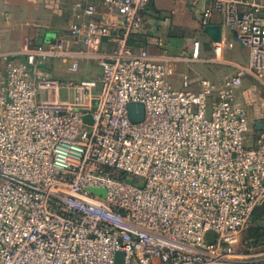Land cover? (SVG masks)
<instances>
[{
	"label": "built area",
	"instance_id": "2783aa9c",
	"mask_svg": "<svg viewBox=\"0 0 264 264\" xmlns=\"http://www.w3.org/2000/svg\"><path fill=\"white\" fill-rule=\"evenodd\" d=\"M153 1L102 0V19L76 5L72 36L92 54L114 45L95 78L46 77L40 65L78 73L81 57L30 36L25 61L0 69V264H264V131L247 142L237 103L247 73L264 78V0H189L203 29L220 14L249 51L247 68L196 89L171 84L180 59L130 44ZM212 46L219 59L233 44Z\"/></svg>",
	"mask_w": 264,
	"mask_h": 264
},
{
	"label": "crops",
	"instance_id": "0c3cea01",
	"mask_svg": "<svg viewBox=\"0 0 264 264\" xmlns=\"http://www.w3.org/2000/svg\"><path fill=\"white\" fill-rule=\"evenodd\" d=\"M78 3L83 6L95 5L97 19H102L106 14L102 0H0V69L10 61H25L26 57L22 52L24 38L30 36L35 44L44 48L59 41L63 42L66 50L81 57L80 74L87 75L83 79L94 78L95 68L99 67L101 70L98 57L111 53L114 45L105 40L100 51L92 54L79 39L72 36L70 27L75 20V13L77 11L83 13L82 9L76 11ZM82 20H86L84 15ZM212 25L223 26V17L215 14ZM201 29H203L201 11L193 7L189 0H154L145 13L142 31L132 36L130 44L136 51L147 50L156 59L164 57L180 59L176 64V75L170 80L177 89L182 87L184 77L191 80L192 89L198 87L201 79L221 84L227 75L233 74H229L228 69L218 65L220 63L212 52L213 42L210 37L209 43L201 49L199 59L194 61L213 62L218 66L208 69L207 78L192 76L185 71L184 63L192 59L193 53L190 35L199 33ZM223 40L232 43L238 50L242 47L235 41L234 33L225 27ZM245 52L248 55L249 51L246 48L243 53ZM233 55L236 59L234 61L237 62V54ZM39 69L46 77L52 79H55L54 74L67 71L60 60H49L40 65ZM244 82L245 79L243 84ZM242 86L238 89L237 96Z\"/></svg>",
	"mask_w": 264,
	"mask_h": 264
},
{
	"label": "rangeland",
	"instance_id": "374dc122",
	"mask_svg": "<svg viewBox=\"0 0 264 264\" xmlns=\"http://www.w3.org/2000/svg\"><path fill=\"white\" fill-rule=\"evenodd\" d=\"M191 44L192 50L194 47L195 42H200L201 49L209 43V36L204 33L203 29L200 30L197 34H191ZM212 52L214 53L213 46L211 44ZM240 52V53H239ZM244 47L242 46L240 50L234 47H228L221 57L218 59V65L222 66L225 69H228L229 74L236 73L239 69L237 66L241 67H248L249 63V53H243ZM233 54H237L238 60L237 62ZM216 57V56H215ZM248 58V59H247ZM213 62H196V61H189L184 63V68L186 73H189L192 76H205L207 78V71L208 69H213L218 66ZM100 68L96 67L93 77H97L100 75ZM56 80L64 81V82H71L75 81L78 82L83 78H86V74H80L66 71V72H59V74H54L53 76ZM245 82L240 89L239 96H237V103L245 108L248 114V118L250 121L249 131L246 134V140L249 144H253L257 135L264 131V78L258 79L252 74H246L244 76ZM61 98L63 100H68L69 92L67 90H63L61 93ZM135 184V182H133Z\"/></svg>",
	"mask_w": 264,
	"mask_h": 264
},
{
	"label": "water",
	"instance_id": "95a60500",
	"mask_svg": "<svg viewBox=\"0 0 264 264\" xmlns=\"http://www.w3.org/2000/svg\"><path fill=\"white\" fill-rule=\"evenodd\" d=\"M204 33H206L213 43H221L223 41L224 27L222 25H209L204 28ZM131 119L134 123H141L145 118V107L142 104H131L129 106ZM86 122L92 123V118L90 116L85 118ZM94 193L105 194L104 190H92Z\"/></svg>",
	"mask_w": 264,
	"mask_h": 264
},
{
	"label": "trees",
	"instance_id": "16d2710c",
	"mask_svg": "<svg viewBox=\"0 0 264 264\" xmlns=\"http://www.w3.org/2000/svg\"><path fill=\"white\" fill-rule=\"evenodd\" d=\"M264 211V209H260L258 210L257 212H255L254 216H253V221H256L258 219V216ZM259 230L260 228H252L250 231H249V234L250 235H256V234H259Z\"/></svg>",
	"mask_w": 264,
	"mask_h": 264
}]
</instances>
